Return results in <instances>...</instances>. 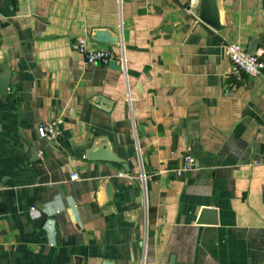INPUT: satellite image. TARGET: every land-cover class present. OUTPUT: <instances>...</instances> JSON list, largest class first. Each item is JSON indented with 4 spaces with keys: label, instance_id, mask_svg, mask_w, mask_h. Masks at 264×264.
<instances>
[{
    "label": "crops",
    "instance_id": "0c3cea01",
    "mask_svg": "<svg viewBox=\"0 0 264 264\" xmlns=\"http://www.w3.org/2000/svg\"><path fill=\"white\" fill-rule=\"evenodd\" d=\"M255 38L264 58V0H0V264H264V74L225 54Z\"/></svg>",
    "mask_w": 264,
    "mask_h": 264
},
{
    "label": "built area",
    "instance_id": "2783aa9c",
    "mask_svg": "<svg viewBox=\"0 0 264 264\" xmlns=\"http://www.w3.org/2000/svg\"><path fill=\"white\" fill-rule=\"evenodd\" d=\"M75 48L83 57V64H104L108 65L113 59L112 54L108 49H91L87 45V39L81 37L77 40ZM225 54L230 61V73L236 77L241 75L254 76L261 73L264 67V58L260 54L250 55L245 47L237 42H227L225 44ZM62 118L57 117L48 123H42L38 126V135L46 140L54 139L59 136V124ZM196 164V159L192 153L187 152L182 158L181 171H189ZM71 179H78L76 172L71 173ZM40 211L35 207L29 208V216L32 219L39 218Z\"/></svg>",
    "mask_w": 264,
    "mask_h": 264
},
{
    "label": "water",
    "instance_id": "95a60500",
    "mask_svg": "<svg viewBox=\"0 0 264 264\" xmlns=\"http://www.w3.org/2000/svg\"><path fill=\"white\" fill-rule=\"evenodd\" d=\"M203 14H205L204 16H206V18L208 17V14H206V12ZM208 20H209L210 24L215 29H217V30L221 29V26H220V24L216 18L210 19V17H208ZM94 40L104 42V43H108V44H114V43H116L117 39L115 36H112L108 30L97 29L94 32ZM257 40L258 39L255 38L251 42L248 43V45L246 47V51L248 54H250V55L256 54ZM109 64H111L112 66H116V62L114 60H111L109 62ZM261 73L264 74V67L261 69ZM9 83H10L9 72H5L0 78V95H4L7 93V88L9 86ZM98 101L102 102L106 106L111 105L110 101L105 99L102 96L98 97ZM20 136H21L22 141H23L24 151L28 152V155H27L28 160L30 162H34V161L38 160L39 157H38V152H37L36 147H34L30 144V142L28 141V139L26 138V136L23 133H21ZM90 157L92 159H106V160L121 161L120 158L110 155L108 152V149L105 146L99 148L94 154H91ZM106 192H107V195L110 196L111 187H110L109 183L106 184ZM215 213H216V211H215V209L212 208L211 203H210V205L208 207H203L201 209L200 220H209L208 221L209 223L214 224L217 221V219L215 217ZM206 217H210V219H204ZM44 218H45V215L42 213L40 215V217L37 219L38 224H40V222H42L44 220ZM198 222L199 223H206V221H202V222L198 221ZM104 264H112V263L110 261H106ZM170 264H173V257H171Z\"/></svg>",
    "mask_w": 264,
    "mask_h": 264
}]
</instances>
